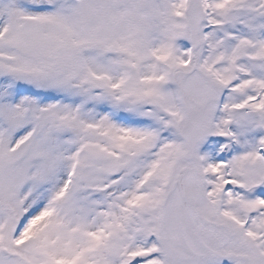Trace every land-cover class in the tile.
I'll use <instances>...</instances> for the list:
<instances>
[{
  "label": "snow or ice",
  "instance_id": "1",
  "mask_svg": "<svg viewBox=\"0 0 264 264\" xmlns=\"http://www.w3.org/2000/svg\"><path fill=\"white\" fill-rule=\"evenodd\" d=\"M0 264H264V0H0Z\"/></svg>",
  "mask_w": 264,
  "mask_h": 264
}]
</instances>
